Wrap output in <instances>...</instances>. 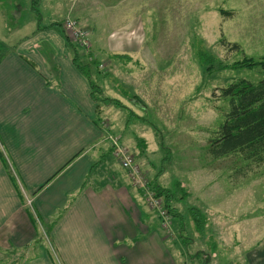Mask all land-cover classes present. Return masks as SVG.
Instances as JSON below:
<instances>
[{
	"label": "crops",
	"instance_id": "crops-1",
	"mask_svg": "<svg viewBox=\"0 0 264 264\" xmlns=\"http://www.w3.org/2000/svg\"><path fill=\"white\" fill-rule=\"evenodd\" d=\"M105 1L109 23L102 26L109 28L99 30L102 26L84 9L90 0H0V46L10 51L19 48L24 55L6 53L0 61V131L26 199L25 207L0 156V247L10 244L23 252L43 240H38L34 256L19 260L20 255L18 264L177 262L171 250L180 249L176 242L181 235L173 242L164 239L159 219L111 155L102 117L106 108L91 99L90 84L74 66L62 37V24L69 18L85 27L91 40L104 34L107 43L113 42L112 33L135 25L140 0ZM44 43L51 50L46 56ZM76 149L79 155L73 159ZM232 195L237 200L243 196L236 189L218 206ZM28 208L34 211L38 229L45 228L47 235L31 224ZM212 210L210 257L230 256L229 264L237 253L260 257L256 252L260 228L252 246L256 249H246L249 240L242 239L240 231L246 215L234 219V210ZM224 236H232L237 244L232 239L224 242ZM236 246L241 251L234 250ZM3 259L0 253V264Z\"/></svg>",
	"mask_w": 264,
	"mask_h": 264
},
{
	"label": "rangeland",
	"instance_id": "rangeland-1",
	"mask_svg": "<svg viewBox=\"0 0 264 264\" xmlns=\"http://www.w3.org/2000/svg\"><path fill=\"white\" fill-rule=\"evenodd\" d=\"M90 1L84 9L93 17V22L99 26L108 24L106 1ZM140 1L135 25L125 32L112 33L113 42L107 43L104 34L91 40L90 33L77 20L80 28L88 33L86 45L66 34L72 44L80 45L74 51L66 44L67 51L73 59L77 52L79 63L90 66L93 82L102 89V99H119L132 107L129 99L136 96L146 108L145 114L135 111L144 118L129 120L127 111L113 104L107 106L106 115L102 114L108 124L107 140H112L111 134L120 136L122 142L118 143L123 149L120 155L133 157L130 169L121 168L131 181L132 174L141 176L149 192L136 190L142 193L141 201L156 215L161 226H167L164 239L173 242L177 235L182 236L176 242L180 249L172 246L171 250L176 254L173 255L176 264H229L230 256L210 257L209 219L213 207L236 211L234 219L246 215L244 219L248 220L240 230L242 239L249 240L246 249L255 245L259 228L262 231L260 245L257 249L251 248L260 257L256 253H237L233 264H264V217L258 216L264 215V164L245 162L240 154L214 159L209 153L230 108L220 97V90L240 80L257 85L264 78L259 67L235 68L244 58L264 59V0ZM145 3L147 8L143 9ZM107 28L102 26L99 30ZM235 44L240 50L232 49ZM43 45V52L38 50L46 56L50 54V46ZM1 46L0 57L6 53L24 56L19 48L10 51ZM202 54L215 59L212 71H207ZM126 121L132 123L127 129ZM142 138L146 139L147 146L138 149L137 142ZM30 141L25 138V143ZM5 145L0 131V150L10 160ZM78 155L79 152L73 159ZM31 156L34 155L31 153ZM11 172L19 182L14 162ZM154 183L168 189L173 195L172 208L181 215L173 216L166 208L149 207L152 203L147 196L153 194ZM236 189L243 195L239 200L232 195L229 202L218 206L224 196ZM190 208L199 209L204 215L203 234L198 232ZM224 237V242L234 240L232 236ZM241 249L236 246L234 250ZM0 253L4 258L2 263L18 264L17 259L23 252L5 244L0 247Z\"/></svg>",
	"mask_w": 264,
	"mask_h": 264
},
{
	"label": "trees",
	"instance_id": "trees-1",
	"mask_svg": "<svg viewBox=\"0 0 264 264\" xmlns=\"http://www.w3.org/2000/svg\"><path fill=\"white\" fill-rule=\"evenodd\" d=\"M75 22L79 26L76 20ZM62 37L64 38L67 46L69 48L72 47L74 51H77V49L80 47V45L72 44L69 41L68 36L64 32V29L62 31ZM232 49L234 51H238L240 50V46L235 44L232 46ZM4 56L0 57V61ZM75 56L76 57L73 59L74 66L88 80L91 88L90 97L92 100L102 106L104 105L103 107L105 108L113 104L117 109L127 111L129 120H139L144 118L135 112L139 111L140 113L145 114L146 110L144 104L136 96L129 99V103L132 105V107H128L119 99H102V89L93 82L90 73V66L82 65L79 63L77 58V52L75 53ZM201 60L206 65L207 71H212V69L214 68L213 61H215V59L213 57H209L206 54H202ZM258 67L261 68L262 73L264 75V59H262L261 61H255L253 60V58H244L243 60L235 64V68L237 69L252 70ZM220 91V97L223 98L224 101H227L229 103L230 108L229 112L225 114L226 121L221 126V129L218 132L217 139L212 142V146L209 150V153L214 157V159H220L227 156L240 154V157H242L243 161L245 162H250L252 164H264V78L257 85H254L246 80H240L236 84H233L228 88H224ZM131 124L132 123L128 124V122L126 121V129L131 127ZM106 125L108 124L105 123V126ZM111 135L112 140L110 141V152L114 159L119 163V160L115 157L117 146H115V144L111 142H122V139L118 135ZM137 146L138 149L140 147L143 148L144 146H147V143L144 139H141L137 142ZM0 156L8 174L11 176L12 181L16 186L15 188L20 202H23V205L26 204V199H24L22 195V190L20 186L17 185L15 178L11 175L12 172L10 160H8L7 158L5 159L1 150ZM151 190L153 191V194L155 196L157 195L158 197H164L166 209L170 214H172L173 216L179 215L178 211L172 208L171 202L173 199V195L168 191V189L162 188L157 183H154ZM189 213L190 216H192V219L194 220L198 232L200 234H203L202 232L205 225L204 215L201 214L199 209L196 208H190ZM27 216L31 224L38 230V233H45L47 235V230L45 228L44 231H40V228L38 229L33 210L28 208ZM38 240L40 242L43 241L40 239ZM38 240L31 244V246H28L27 249L23 251L19 260L24 259L26 257L31 258L30 255L34 253V248L39 243ZM29 250L33 251L30 252V254L26 255Z\"/></svg>",
	"mask_w": 264,
	"mask_h": 264
},
{
	"label": "built area",
	"instance_id": "built-area-1",
	"mask_svg": "<svg viewBox=\"0 0 264 264\" xmlns=\"http://www.w3.org/2000/svg\"><path fill=\"white\" fill-rule=\"evenodd\" d=\"M64 31L66 32V34H68L69 36H73L76 39V42H81L83 46L86 45V43L88 42V33L84 30H82L75 21L72 20H67L64 23ZM73 33V34H72ZM112 143L115 144V146H117V151L115 154V157L119 160V163H121V167L125 170H128L132 167L133 163H134V159L133 157H129L127 155H120V152L123 150L119 143H117V141H112ZM120 151V152H119ZM132 181L135 183L134 186L136 188H141L144 189L145 191H148V188L145 186V184L141 181V176L140 175H136V176H131ZM146 197V196H145ZM148 198H151L150 202L152 203V205H150L149 207L152 209V207H157L160 208L161 210H165L166 205L165 202L162 198L158 197L157 195H153V194H149L147 196ZM165 227H167L165 225ZM164 227V225L162 226V229L166 232V228Z\"/></svg>",
	"mask_w": 264,
	"mask_h": 264
}]
</instances>
